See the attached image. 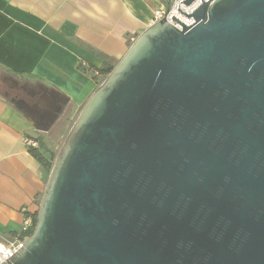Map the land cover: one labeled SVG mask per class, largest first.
I'll list each match as a JSON object with an SVG mask.
<instances>
[{
    "label": "water",
    "instance_id": "water-1",
    "mask_svg": "<svg viewBox=\"0 0 264 264\" xmlns=\"http://www.w3.org/2000/svg\"><path fill=\"white\" fill-rule=\"evenodd\" d=\"M192 16L146 29L83 105L3 264H264V0Z\"/></svg>",
    "mask_w": 264,
    "mask_h": 264
},
{
    "label": "crops",
    "instance_id": "crops-1",
    "mask_svg": "<svg viewBox=\"0 0 264 264\" xmlns=\"http://www.w3.org/2000/svg\"><path fill=\"white\" fill-rule=\"evenodd\" d=\"M168 2L0 0V243L24 236L49 179L27 139L50 158L52 137L107 78L99 69H114Z\"/></svg>",
    "mask_w": 264,
    "mask_h": 264
},
{
    "label": "built area",
    "instance_id": "built-area-1",
    "mask_svg": "<svg viewBox=\"0 0 264 264\" xmlns=\"http://www.w3.org/2000/svg\"><path fill=\"white\" fill-rule=\"evenodd\" d=\"M188 0H171L170 7H162L154 12V23L166 20L178 29H183V25L192 26L195 23V19L192 14L203 3H213L215 0H192L187 3ZM27 143L30 147H38V142L34 139H27ZM35 226L33 217L27 216L23 224L24 236L20 239L9 241L8 243H0V264H3L13 258L19 253L21 249L25 247L26 239L32 234L29 233L30 229Z\"/></svg>",
    "mask_w": 264,
    "mask_h": 264
},
{
    "label": "trees",
    "instance_id": "trees-1",
    "mask_svg": "<svg viewBox=\"0 0 264 264\" xmlns=\"http://www.w3.org/2000/svg\"><path fill=\"white\" fill-rule=\"evenodd\" d=\"M113 70V67H108V68H105L104 66L99 69V71L101 73H105V74H110ZM14 74H17L14 72ZM19 75V74H18ZM39 143H40V147L39 148H36V147H30V151L31 153L35 156V158L43 165V167H45L47 170H51L52 166H53V160L55 159V156L54 157H46V153L49 152V149H47L44 141L42 139H39ZM33 217V220L34 222H36V219H37V214L31 216ZM33 228L30 229V232L29 233H32L33 232Z\"/></svg>",
    "mask_w": 264,
    "mask_h": 264
},
{
    "label": "rangeland",
    "instance_id": "rangeland-1",
    "mask_svg": "<svg viewBox=\"0 0 264 264\" xmlns=\"http://www.w3.org/2000/svg\"><path fill=\"white\" fill-rule=\"evenodd\" d=\"M78 118V117H77ZM76 118V119H77ZM76 119H73V120H70L69 121V129H68V132H67V135L64 136V138H62L61 142L60 143H56L55 141L59 138V137H52V140H53V143H50L49 147L53 148V152L50 153V156L51 157H54L56 158L62 144L64 143L66 137L68 136L72 126L74 125ZM40 144V143H39ZM55 159L53 160V163H54Z\"/></svg>",
    "mask_w": 264,
    "mask_h": 264
}]
</instances>
